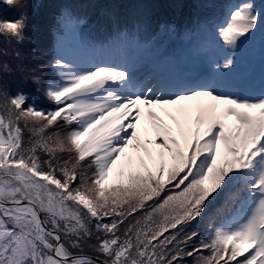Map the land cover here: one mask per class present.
<instances>
[{"label":"snow or ice","instance_id":"6c2138e0","mask_svg":"<svg viewBox=\"0 0 264 264\" xmlns=\"http://www.w3.org/2000/svg\"><path fill=\"white\" fill-rule=\"evenodd\" d=\"M213 16L186 33L190 74L168 79L150 54L181 57L142 21L95 41L65 8L45 61L9 50L30 40L26 12L0 20V264H264V91L221 78L264 35V3ZM96 49L106 56L81 58Z\"/></svg>","mask_w":264,"mask_h":264},{"label":"rangeland","instance_id":"374dc122","mask_svg":"<svg viewBox=\"0 0 264 264\" xmlns=\"http://www.w3.org/2000/svg\"><path fill=\"white\" fill-rule=\"evenodd\" d=\"M31 1V2H30ZM75 2L77 0H27L28 7L27 9H18L15 6H9L6 4L5 0H0V20H8L14 21L18 19L22 13L26 12L28 16V26L32 31V35L34 38L32 39L33 44L37 48L36 53L38 54L36 59H44L47 60L48 57L52 56L50 54V50L53 49L55 40L53 42V38L49 35L48 29L54 27L56 30V24L51 19L54 10H59V4L61 2ZM225 2V0H224ZM231 2L229 0L227 3ZM255 2L259 5L264 3V0H255ZM83 3H87L88 5H92L97 7L100 4H105L107 7L121 10L126 8V6H132L135 9H140V6H147L149 8V20L157 18V23L160 25L156 28V31L151 34L154 40L157 42L160 41L159 38L161 36L166 37L168 40L175 42V46L179 49H182L183 54L187 56V50L192 47V44L189 42V38L186 33H189L192 29L196 28L197 24L204 20H198V17L201 15L204 16L208 13V15H214V19L220 18L222 19V13L224 11V7L219 0H84ZM226 3V4H227ZM58 4V5H56ZM42 9V11H41ZM78 15V14H76ZM79 16V15H78ZM84 23L81 26V31L84 33L85 25L87 24L88 16L81 17ZM193 19V26L183 31V35L181 37V31L188 27L191 19ZM149 24V23H148ZM166 29H171L172 31H166ZM28 31V28L26 32ZM56 33V31H55ZM86 34V33H85ZM180 38V40L178 39ZM259 38V43H255L252 45V41L254 39ZM264 35H257L255 38L246 40L242 42V46L247 44V51L240 61L238 65L242 64V71L235 70L231 73H223L221 74V78L224 81H233V82H243L250 88L255 91H261L264 87ZM175 40V41H174ZM25 44V43H24ZM24 44L22 46L9 45V50L12 47H22L24 50ZM165 45V43L158 45L160 48ZM93 51H97L94 53L99 54V57L106 56V53H103L100 49H96ZM41 53H46L47 56H41ZM175 53V51L173 52ZM156 54V53H154ZM54 55V54H53ZM130 55L135 56L137 53L133 52ZM178 55V54H177ZM152 55L150 54V57ZM179 56V55H178ZM189 57V56H187ZM247 58V60H246ZM191 59V58H190ZM181 61V58L180 60ZM193 62V60L191 59ZM149 63V60L147 61ZM157 64V66H156ZM164 64L162 62H151L148 66V70L152 71L155 75L158 73L159 65ZM170 65L173 71L172 77L179 76L181 74L188 75L190 74L187 70L188 68L180 69L178 63L167 64ZM46 72V71H45ZM47 72H50L49 79H55L57 73L54 70L49 69ZM142 74V73H140ZM149 77V76H148ZM167 77V76H166ZM151 77L146 79H150ZM16 90V86L13 85V91ZM26 91V90H24ZM37 96L30 97V102H34L38 107H53L44 96L41 94L39 90ZM28 94V93H27ZM145 112L147 109L144 110ZM166 187H173L172 185H167ZM172 189V188H171ZM173 190V189H172ZM177 191L175 188L174 192Z\"/></svg>","mask_w":264,"mask_h":264},{"label":"trees","instance_id":"16d2710c","mask_svg":"<svg viewBox=\"0 0 264 264\" xmlns=\"http://www.w3.org/2000/svg\"><path fill=\"white\" fill-rule=\"evenodd\" d=\"M46 1V0H44ZM84 0H77L75 2L78 3H74V2H61L58 3L59 4V10H54L52 13V20L55 22L56 24V19L59 17L60 13L62 12V10H64L65 8H70L74 14H78L79 17H83V16H88V20H87V24L85 25L84 28V34L88 33L90 38L95 40V41H103L107 35L109 34V32L115 31L117 28H127V27H131L133 24L137 23V22H144V24L146 25V35L148 33H152L156 31V28H158L160 25L156 22L157 18L149 20V8L147 6H143V4L140 6V9H135L132 6H126V8L121 9V10H115L112 8L107 7L105 4H100L97 7L92 6V5H88L87 3H83ZM229 0H219L220 3L223 4L222 7H224V5L228 2ZM31 2V1H30ZM90 2V0H89ZM56 4V5H58ZM42 11V9H41ZM213 15H208L205 14L204 16H200L198 17V20L200 21L202 19H205L207 17H210ZM214 17V16H213ZM193 19H191L190 24L188 27H185L181 33H183L184 30L191 28L193 26ZM149 23V24H148ZM56 30H54V27H51L50 29H48V33L49 35L53 38V42L56 39ZM96 33V34H95ZM95 34V35H94ZM26 35L28 37H30L29 41H25L24 43V51L28 52H35L37 51V48L35 47V45L32 42V39L34 38V36L32 35V31L28 26V31L26 32ZM50 54L53 55V49L50 50ZM48 70H46V72L44 73V77L45 80L47 81L50 78V72H47ZM24 90H26L25 92L28 93V95L30 97H35L38 94V89L31 84H27L24 86ZM173 190H172V189ZM183 188V186H181V188L177 189V191H181ZM175 188L174 187H166V191L164 193H161L162 196L165 195H170L172 193H174ZM176 192V191H175ZM223 199H219L215 202L216 207H223ZM225 213H221V216H223ZM199 230L204 233L201 236V239H204L208 233L205 231V225L203 223H201V225L199 226ZM208 253L205 251L204 255H207Z\"/></svg>","mask_w":264,"mask_h":264},{"label":"bare ground","instance_id":"6f19581e","mask_svg":"<svg viewBox=\"0 0 264 264\" xmlns=\"http://www.w3.org/2000/svg\"><path fill=\"white\" fill-rule=\"evenodd\" d=\"M246 49H247V44H245V46H242V43H241L240 49H239L238 53L236 54V60H240V58L242 57V55H244V53L246 52ZM242 53H243V54H242ZM93 56L99 57V54L94 53L93 51H90V50H89V51L83 53L81 58L87 60V59H90V58L93 57ZM153 57H154V55L152 56V58H153ZM156 65H157V64H156ZM239 68H240V66H239ZM159 69H161V71L163 72V74H161V79H163L164 76H165V74H166V73H165V72H166V67H164V66H160ZM164 73H165V74H164ZM157 77H159V76L157 75ZM168 78H170V75H168ZM168 78L166 77L165 79H168ZM262 91H264V89H262ZM155 110H156L157 112H159V109H155ZM143 124H144V120L142 119L141 122H140L139 127H142ZM149 147H150V148H154L153 145H149ZM129 151H131V149H129Z\"/></svg>","mask_w":264,"mask_h":264}]
</instances>
